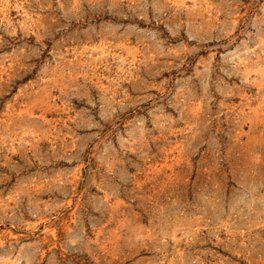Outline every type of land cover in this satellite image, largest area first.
I'll return each mask as SVG.
<instances>
[{
  "label": "rangeland",
  "instance_id": "374dc122",
  "mask_svg": "<svg viewBox=\"0 0 264 264\" xmlns=\"http://www.w3.org/2000/svg\"><path fill=\"white\" fill-rule=\"evenodd\" d=\"M0 264H264V0H0Z\"/></svg>",
  "mask_w": 264,
  "mask_h": 264
}]
</instances>
